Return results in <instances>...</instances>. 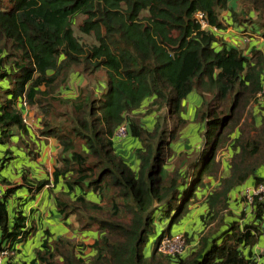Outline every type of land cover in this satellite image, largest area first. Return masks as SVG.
<instances>
[{
    "label": "trees",
    "instance_id": "trees-1",
    "mask_svg": "<svg viewBox=\"0 0 264 264\" xmlns=\"http://www.w3.org/2000/svg\"><path fill=\"white\" fill-rule=\"evenodd\" d=\"M239 2L238 10L230 0H0V143L25 127L19 104L37 109L39 136L57 148L48 196L60 222L84 234V241L54 237L47 226L34 257L20 264H256L253 247L264 233L258 199L247 220L244 211L230 220L232 212L222 214L189 253L157 251L162 236L181 233L173 227L204 179L218 175L226 140L229 174L208 196L206 222L226 208L231 188L249 177L264 183L255 174L264 163V104L258 120L252 107L264 95V49L245 53L218 34L226 11L233 23H256L264 38V0ZM78 74L87 83L62 96ZM192 93L200 102L188 119ZM149 115L150 128L142 121ZM191 122L201 127V148L195 157L175 155L172 144ZM122 123L127 134L116 138ZM129 137L136 146L123 156L118 148ZM23 181L0 197V242L11 246L35 235L24 205L50 184ZM23 186L28 194L11 213L7 199ZM182 234L190 245L192 236Z\"/></svg>",
    "mask_w": 264,
    "mask_h": 264
},
{
    "label": "crops",
    "instance_id": "crops-1",
    "mask_svg": "<svg viewBox=\"0 0 264 264\" xmlns=\"http://www.w3.org/2000/svg\"><path fill=\"white\" fill-rule=\"evenodd\" d=\"M259 31L256 32L258 34ZM231 39V38H230ZM229 39V40H230ZM237 45H240L239 42H236ZM235 43V44H236ZM234 44V45H235ZM243 42L241 44V47ZM249 49H263L261 42L259 40L252 39L249 44ZM83 84V80L81 82ZM79 84V85H81ZM69 93V94H68ZM62 96L68 97L72 95H76L74 92H66L61 93ZM19 108H21L23 112L24 118V129H21L16 132L10 139L11 142L8 143H0V162H3L2 169L0 171V181L2 179L6 180L8 183H4V187L15 186L19 184H23V177L28 176L36 179H49L50 184H46L41 191L36 195L33 200L27 201L24 205V210L28 219H32L37 221V231L33 237H30L26 242L16 244V253L14 256L9 258L5 264H20L23 261H28L32 259L35 255V250L39 248L40 241L44 237L43 229L48 226L50 231L53 232V236L56 237L58 235L67 236L70 239L79 238L84 241V234H79L77 230L69 229L64 225L63 222H60L58 219L57 211L54 206L53 196H48V188H51V172L54 166L57 165L56 161V152L57 148L55 142L51 138H44L39 136L37 130L40 128L39 126V116L37 113V109L35 107H27L23 104H19ZM33 109V110H32ZM28 113V114H27ZM33 144V145H27ZM31 152V153H29ZM36 153V157L34 159H30V155ZM233 150L230 154L232 156ZM231 159V157H230ZM230 160H228V172L222 176V166L218 173L219 183L218 186L210 193L217 191L220 189V184L222 179L229 174V165ZM221 175V176H220ZM257 175V174H256ZM258 176V175H257ZM264 178V177H263ZM2 183V182H1ZM256 184L253 178L249 177L244 183L238 184L231 188V190L227 193L226 197V208H223L218 214L217 217H220L222 214L226 212V210H232V217H227L228 220L234 219L238 216L237 210L239 214L242 211H247L245 213V219L247 220L251 217V203H249L244 195V190H246L251 185ZM3 189V191L5 190ZM54 191L57 189L54 188ZM28 194L26 186H23L19 189H16L11 196L7 199V207L9 211L12 213L13 208L20 202H22V198H25ZM232 200V204L236 206H230L229 203ZM208 202V200H207ZM208 207V204L206 205ZM250 216V217H249ZM57 221V222H56ZM67 223H71V220H67ZM221 229V228H220ZM219 229V230H220ZM174 230V228H173ZM81 233V232H80ZM183 233V232H181ZM197 240V241H195ZM190 243L191 247H195L198 243V238H196ZM253 253L255 254L256 264H264V233L258 239V242L253 247Z\"/></svg>",
    "mask_w": 264,
    "mask_h": 264
},
{
    "label": "rangeland",
    "instance_id": "rangeland-1",
    "mask_svg": "<svg viewBox=\"0 0 264 264\" xmlns=\"http://www.w3.org/2000/svg\"><path fill=\"white\" fill-rule=\"evenodd\" d=\"M230 2L232 5L235 6L236 9L238 10L240 9L241 4L239 0H232V1L230 0ZM220 14H221V18L223 19V21L227 24V27L218 33L222 35L220 39L224 40L229 45H232V44L234 45L236 42H239L241 45L243 42L242 48H244L243 51L245 53L249 51L250 46L248 44L252 39L259 40L263 46L264 38L261 36V33H260L261 31L258 28V25L256 23L247 21L243 24H238V23L236 24V23H233L232 19H230L228 12L222 11ZM250 15H252L253 17L251 16H248V17L251 20H254L255 16L253 15V13H251ZM257 31H259L258 34H256ZM245 38L248 40H245ZM82 80H83V84H81ZM87 81L88 80L84 75H80V74L72 75L69 84L66 87L61 89V93H63L64 91L77 93L78 87L84 86L87 83ZM99 89H102V86H99ZM263 96L264 95H261V96L259 95L256 103H254L252 106L253 112L256 113L255 115H256L257 120L259 119V116L257 115L258 109L256 108L259 107V104H262V105L264 104V98H262ZM199 102H200V98L198 97L196 93H192L191 95H189L184 100L183 116L188 119H192L194 115V111L196 107L198 106ZM146 104H147V101L144 102V105ZM142 121L146 127L150 128L152 121H153V116L151 115L145 116L142 119ZM200 131H201V127L198 124H195L193 122L189 123L188 126L184 129L181 138L177 142L172 144V148L175 152V155L180 151H185L187 153L188 158L195 157V155H197L196 154L197 151L199 150V148H201V145H202V138H201ZM234 134H236V132ZM231 143H232V140H226L221 152L218 153V158L222 166V174H221L222 176H224V174L228 172L227 163H228V160H230V157H231L230 154L233 150ZM134 146H136V140L129 137L124 142V147L123 146L119 147L118 151L119 152L122 151L120 153L123 156H130V155H133L132 149L134 148ZM255 174H257L258 176L264 177V163L256 166ZM191 176H192V172L187 173L186 174L187 179L185 181L181 180L183 182V186L180 189L181 193L184 192V190H186V188L188 187ZM218 183H219L218 175L210 176L204 179L203 185L197 188V190L195 191V196L190 200L188 204V212L184 215L180 223L178 225H175V228L173 227L174 233L187 232V234H190L192 236L191 238L194 237V240H195L196 238L199 239L201 235L206 234L207 232L214 229L218 225L219 217H216L214 220H212L209 223L206 222L210 220V217H209L210 212H209L208 207H206V205L208 204L207 202L208 196L218 186ZM232 200H234V198H231L229 205L236 206L232 204ZM236 210L239 216V211L238 209ZM226 211L232 212L231 209H228ZM244 212L246 213L247 211H244ZM74 239L79 240L78 238H74ZM191 241H193V239ZM193 247L189 245L185 253H189L191 251V248Z\"/></svg>",
    "mask_w": 264,
    "mask_h": 264
},
{
    "label": "built area",
    "instance_id": "built-area-1",
    "mask_svg": "<svg viewBox=\"0 0 264 264\" xmlns=\"http://www.w3.org/2000/svg\"><path fill=\"white\" fill-rule=\"evenodd\" d=\"M200 18L201 26H207L205 21L202 19V14L198 13ZM245 40H248L245 38ZM264 47V40H263ZM264 49V48H263ZM127 134L126 123H122L118 126L115 131L116 138H124ZM4 185L0 181V197L3 195ZM245 199L252 203L254 199H258L264 201V183L260 182L257 184H253L244 190ZM189 245L186 242V239L182 233H177L174 235H164L161 237L157 244V251L164 255H176L183 254L188 249ZM16 253V245H9L5 242H0V264H5V262L14 256Z\"/></svg>",
    "mask_w": 264,
    "mask_h": 264
}]
</instances>
